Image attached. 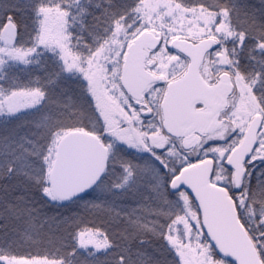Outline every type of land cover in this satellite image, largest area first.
<instances>
[{
  "label": "snow or ice",
  "instance_id": "obj_1",
  "mask_svg": "<svg viewBox=\"0 0 264 264\" xmlns=\"http://www.w3.org/2000/svg\"><path fill=\"white\" fill-rule=\"evenodd\" d=\"M0 264H264V0H0Z\"/></svg>",
  "mask_w": 264,
  "mask_h": 264
}]
</instances>
